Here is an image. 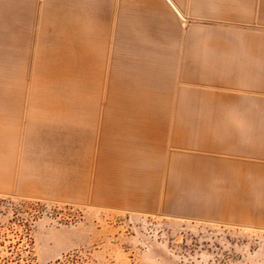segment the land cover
I'll return each mask as SVG.
<instances>
[{
  "label": "rangeland",
  "instance_id": "1",
  "mask_svg": "<svg viewBox=\"0 0 264 264\" xmlns=\"http://www.w3.org/2000/svg\"><path fill=\"white\" fill-rule=\"evenodd\" d=\"M70 1L24 0L15 80L0 33V91L14 94L12 112L0 107V264H264V0H157V10L79 0L92 10L79 19L90 42L94 33L99 51L106 43L103 61L165 64L152 88L163 115L155 188L136 172L113 188L100 159H63L67 145L32 142L43 115L65 122L36 108L31 79L53 71L49 22ZM121 20L132 35L119 33Z\"/></svg>",
  "mask_w": 264,
  "mask_h": 264
},
{
  "label": "crops",
  "instance_id": "2",
  "mask_svg": "<svg viewBox=\"0 0 264 264\" xmlns=\"http://www.w3.org/2000/svg\"><path fill=\"white\" fill-rule=\"evenodd\" d=\"M69 3L71 7L75 6L77 8V10L72 12V17H75L76 20H79L81 15L88 17L89 13L92 12L87 6V1L80 3L79 0H73ZM83 7L87 11V14L80 12ZM55 13L56 11H53L52 16H55ZM28 19L24 0H0V33H2L1 39L7 49L6 58L4 60L10 67L9 76L14 80L19 76V65L23 63V43L24 38H26L25 26ZM124 21L125 20H121L119 23V33L121 32L125 36L126 34H130L132 29L127 28V25H124ZM134 25H136V22ZM132 28L134 27L132 26ZM15 36H18L16 40ZM131 37L133 38V36ZM15 46L22 48L19 50L21 54L18 55L16 66ZM104 51H106V49H104L103 52ZM107 57L108 59L102 63V76H106L105 83L107 84L110 63L113 62V71L117 70V72L120 73V77L115 78V84H120V82L123 81L125 87L129 90L128 94L124 93L125 100L127 101L125 112L128 115L139 118L141 110H146L145 107H141L140 97L145 98L146 95L150 96L151 99L149 102L154 103V106L151 108L154 114L152 125L158 128L159 121L160 123L163 121V115L158 112V110H160L156 100L158 96L155 92H152V88L153 79H162L165 77L164 73H161L162 70H159L161 67L164 68L165 64L159 65L142 59H139L138 63L132 64L124 57L123 59L119 57L117 60L114 56L111 57L110 62L109 54ZM48 69L53 68L50 67ZM31 80L34 89L33 92L42 98L41 103L40 101L33 102L36 108H41L45 114L51 113L56 115L57 112L59 113L58 115L63 116L65 120V122H56V120L54 122H47L43 115L41 120L32 122L31 124L35 129L30 136L35 145L53 147L56 145V142L61 145H67L69 147L68 153L62 152L61 149H59L63 159H100V164H102L103 169L112 176L109 178L111 181H109L113 188L118 186V178L121 176H124L126 179L130 178L134 172L138 173L136 174V176H138L137 179H149V181H152L153 188H155L159 164L163 162L162 159H158L161 143L158 145L155 144V142L145 140L143 129L142 133L139 134L136 129L123 125L122 113L118 112L114 105L112 108L109 107V101L105 98L107 94L105 88L96 98H93L91 92L76 91L77 83L66 81V79L56 82L54 79H48L47 73L45 78L43 76L39 79L35 75ZM61 87H64V90H56ZM257 89L259 92L264 93V87L258 86ZM14 91H16L15 88ZM0 101V107H3L6 111H13V92L0 91ZM102 104H105V107L102 112H100L97 106ZM158 117L159 120L157 121ZM135 121L140 123L139 119ZM0 123L7 124V117H0ZM97 124L100 126L99 131L93 134V127L97 126ZM158 130L160 136V134H162L161 128H158ZM154 134H158V131L156 130ZM139 135L142 137V141L147 143L146 145L143 146L144 143L141 145L138 143ZM95 136L98 137V142L94 150L96 142L94 141ZM6 141V131L0 130V159H5ZM152 156H154V159H149ZM144 166L148 168H145L146 170L142 169Z\"/></svg>",
  "mask_w": 264,
  "mask_h": 264
},
{
  "label": "bare ground",
  "instance_id": "3",
  "mask_svg": "<svg viewBox=\"0 0 264 264\" xmlns=\"http://www.w3.org/2000/svg\"><path fill=\"white\" fill-rule=\"evenodd\" d=\"M156 1L157 0H146L148 4H154L153 6L151 5V9L153 8L154 10H156V6L157 9H160L161 6ZM70 7L71 6H66L64 9H62L61 4L59 6L60 9L57 8L58 10H56V15L52 16L49 22L50 42L48 44L50 46L49 60H51V62L48 67H52L53 71H47L48 79H54L56 82L64 79H66V81L75 82L77 83L76 91L91 92L93 98H96L98 94L101 93V90H99V71L101 72L102 79V69L99 68V64L101 62L103 63V58L105 56V54H103V48L105 43H100L102 44V50L99 51L100 48L97 46L94 33L93 40L90 42L87 28L83 25V23L80 22V20H76L75 17H72V12L77 10V8L75 6L71 8ZM80 12L87 14V11L84 9V7L80 10ZM150 14L153 15L152 13ZM102 19L103 16L100 20ZM103 23L101 21L102 27L101 25H98V33H101L100 29H103ZM104 36L108 37V34H104ZM102 41L104 42L105 39H102ZM112 65L113 62L111 63V69ZM115 78L116 76L114 75V71H108L105 90L107 94L105 95V98L107 101H109V107L112 108L114 105L116 110L122 113L123 125H126L132 129H136L139 134L142 133L143 129V133L145 134L144 139L155 142V144L159 145V130L157 127L154 128L152 125V118L154 114L152 113L151 108L154 106V103L149 102L151 97L147 95L145 98L140 97L141 107H145L146 110H141L139 118L128 115L125 112V105L127 104V101L125 100V94H128L129 90L127 87H125V83L123 81H121L120 84H115ZM138 119L140 123L135 121ZM158 120L159 117L157 118V121ZM156 130L158 131V134L155 135L154 132ZM138 140L140 145L144 143L140 135L138 136ZM146 144L147 143H144L143 146Z\"/></svg>",
  "mask_w": 264,
  "mask_h": 264
}]
</instances>
